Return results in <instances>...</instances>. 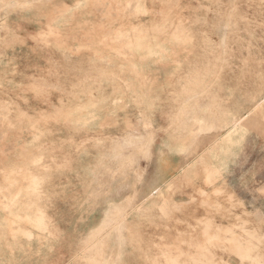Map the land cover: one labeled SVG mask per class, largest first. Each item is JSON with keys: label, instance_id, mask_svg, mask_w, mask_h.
Here are the masks:
<instances>
[{"label": "crops", "instance_id": "crops-1", "mask_svg": "<svg viewBox=\"0 0 264 264\" xmlns=\"http://www.w3.org/2000/svg\"><path fill=\"white\" fill-rule=\"evenodd\" d=\"M211 23L216 21L154 20L153 36L122 55L123 74L137 76L144 95L143 100H123V121L133 123L134 115L133 124L148 128L137 133L133 150L139 157L132 168L123 166L118 177L106 163L100 167L104 180L94 175L98 169H90L88 185L80 166L73 179H64L60 165L51 167V118L55 109L59 120L64 108L72 107L77 109L73 123L98 124L102 109L117 101L96 96L88 107L81 100L52 101L48 80L39 78L47 73L26 70L29 80L19 81L17 64L3 66L7 54H0V264H81V246L89 239L82 241L88 236L95 238L85 247L104 241L100 264L112 256L113 264H149L161 248H170L180 261L185 254L187 264L199 256L207 261L213 253L228 264H241L234 253L226 254L241 248L225 240L230 234L242 238V230L264 236V115L257 112L264 83L254 84L250 69L242 68L239 49L226 50L216 29L207 30ZM59 45L54 53L60 60L66 44ZM30 87L32 98L26 94ZM41 91L45 98H36ZM7 187L10 197L1 193ZM34 187L35 194H27ZM84 205L90 207L85 216ZM98 210L103 212L100 225L67 227L70 213L88 220ZM120 210L126 211L124 218L139 221L137 231L101 227ZM71 244L80 249L67 258ZM260 252L253 250L251 257L258 255L264 264V248Z\"/></svg>", "mask_w": 264, "mask_h": 264}, {"label": "rangeland", "instance_id": "rangeland-1", "mask_svg": "<svg viewBox=\"0 0 264 264\" xmlns=\"http://www.w3.org/2000/svg\"><path fill=\"white\" fill-rule=\"evenodd\" d=\"M193 18L216 21L217 24L211 23L207 30L212 33L216 29L215 33L226 45V50L239 49L242 68L250 69V78L254 84L264 83V74L261 72L264 69V0H0V54H7L2 65L16 63L19 81H28L24 71L32 69L39 74L47 73L39 78L48 80L49 99L52 101L64 100L68 104L70 101L72 103L81 100L87 103L86 107L96 96L98 100L117 101L113 107L102 109L101 115L104 118L98 124L92 123L94 125L73 123L72 116L77 109L72 107L64 108V114L58 120V109H55L49 134L50 149L54 154L48 158L51 167L60 165L64 173L66 171L64 179H73L76 166H80L83 184L88 185L90 169H98L94 175L98 180H104L105 172L100 170V167L106 163L114 167L113 174L118 177L121 176L120 170L123 166L132 168L136 164L139 157L133 150L138 144L136 136L139 135L137 133L140 129H147L148 124H133L136 118L134 115L131 117L133 123H127L125 117L123 121L122 113L125 110L122 102L143 100L144 95L138 89L140 86L137 76L123 74L127 73V69H121V64L125 62L121 57L135 51L137 46H140L139 41L145 37L153 36L154 20L174 19L185 22ZM180 30L183 35L184 29L181 27ZM59 41L66 44V55L60 60L55 54L58 47H61ZM29 89L32 90V87L27 88L26 94L32 98ZM21 93L25 94L24 91ZM46 95L41 91L36 98H45ZM257 112L258 115H264V100L259 103ZM107 114L111 118L105 120ZM125 142L126 153L123 154ZM39 159L41 162V157ZM129 174L135 179L139 176L137 172ZM207 182L210 184V180ZM37 190L34 187L29 189L27 194H35ZM85 190L92 191L87 187ZM2 192L10 197L9 187L1 189ZM97 193L99 196V192ZM213 193L220 192L215 189ZM97 206L93 204L94 210ZM89 211L90 207L84 205L83 215L89 214ZM125 212L120 210L110 214L109 221L101 227L114 228L119 232L123 229L129 232L137 231L139 221L124 218ZM96 213L94 212L88 220H79L77 213L75 215L78 219L72 212L67 215V227L77 228L82 223V228L88 229L100 225L103 212ZM229 231L227 229L226 233ZM242 232L245 233L242 238L230 234V239L225 240L230 245L235 244L230 247L241 248L240 251L227 252V256L234 253L239 257L241 264H262L259 256L252 258L251 253L255 249L257 254L261 253L260 250L264 248V236L255 238L244 230ZM72 237L69 236L70 239ZM85 238L82 244L89 240L81 246V264H100L103 255L101 245L104 241L85 247L95 237ZM252 240L256 241V246L252 245ZM79 249L75 251L71 244L67 258L74 256ZM169 249L161 248L155 251L152 254L157 255L156 258L148 260V263L187 264L185 254L180 261L176 256L173 257ZM115 259L116 257L112 256L110 261L105 260L108 264H113ZM189 264L228 263L223 261L221 255L213 253L207 261H202L199 256Z\"/></svg>", "mask_w": 264, "mask_h": 264}, {"label": "bare ground", "instance_id": "bare-ground-1", "mask_svg": "<svg viewBox=\"0 0 264 264\" xmlns=\"http://www.w3.org/2000/svg\"><path fill=\"white\" fill-rule=\"evenodd\" d=\"M135 5L137 4V3H135V2H133ZM129 4H131V3H129ZM131 6H132V4H131ZM134 6V5H133ZM130 10V9H129ZM129 12V11H128ZM132 12V11H131ZM138 14V13H137ZM171 27V26H170ZM177 27V26H176ZM176 30V29H175ZM179 30V29H178ZM49 31V30H48ZM160 32H162V31H160ZM139 33V32H138ZM145 33V32H144ZM174 35V34H173ZM177 39V38H176ZM181 39V38H180ZM124 41V40H123ZM126 51H127V49H125ZM124 51V50H123ZM134 68V67H133ZM264 99V98H263ZM11 147V146H10ZM14 149V148H13ZM159 149V148H158ZM166 152V151H165ZM163 153V152H162ZM161 156V155H160ZM156 161H157V159H156ZM160 161H161V158H160ZM158 162V161H157ZM156 163V162H155ZM160 163V162H159ZM157 166V165H156ZM161 168V167H160ZM157 169V168H156ZM156 172V171H155ZM163 172H165V171H163ZM153 173V172H152ZM166 174V173H165ZM156 176V175H155ZM164 178V177H163ZM154 182V181H153ZM149 183H151V182H149ZM160 184V183H159ZM145 186H146V184H145ZM143 196H146V195H143ZM142 196V197H143ZM112 198V197H111ZM257 214V213H256ZM256 214H254V215H256ZM125 215V214H124ZM263 215V214H262ZM261 215V218L263 217ZM256 216H258L259 217V214L258 215H256ZM258 221V220H257ZM237 256V255H236ZM247 258V257H246Z\"/></svg>", "mask_w": 264, "mask_h": 264}]
</instances>
